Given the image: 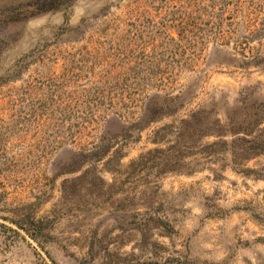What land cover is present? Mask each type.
<instances>
[{"label": "rangeland", "instance_id": "374dc122", "mask_svg": "<svg viewBox=\"0 0 264 264\" xmlns=\"http://www.w3.org/2000/svg\"><path fill=\"white\" fill-rule=\"evenodd\" d=\"M0 264H264V0H0Z\"/></svg>", "mask_w": 264, "mask_h": 264}]
</instances>
